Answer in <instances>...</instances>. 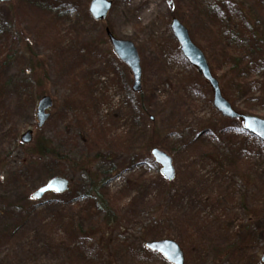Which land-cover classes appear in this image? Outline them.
I'll list each match as a JSON object with an SVG mask.
<instances>
[{
	"label": "rangeland",
	"instance_id": "rangeland-1",
	"mask_svg": "<svg viewBox=\"0 0 264 264\" xmlns=\"http://www.w3.org/2000/svg\"><path fill=\"white\" fill-rule=\"evenodd\" d=\"M90 1L0 2V264H169L144 246L165 239L184 264H264V144L220 116L170 29H187L235 111L264 120V0H108L100 22ZM227 25L252 40L237 73ZM106 29L135 46L141 92ZM36 141L70 165L29 159ZM152 148L171 157L172 181ZM53 173L68 191L34 200Z\"/></svg>",
	"mask_w": 264,
	"mask_h": 264
},
{
	"label": "water",
	"instance_id": "water-1",
	"mask_svg": "<svg viewBox=\"0 0 264 264\" xmlns=\"http://www.w3.org/2000/svg\"><path fill=\"white\" fill-rule=\"evenodd\" d=\"M13 0H0L1 3H9ZM223 1V0H220ZM112 3L108 0H91L88 5V13L95 21H102L106 18ZM170 29L174 39L179 45L180 52L188 64L196 69L202 79L209 85L212 91V106L222 118L228 120H240L242 129L264 144V120L255 116L245 115L236 112L229 102L222 96L219 83L212 75L209 65L201 50L191 41L187 29L176 19L170 22ZM113 54L129 69L132 75L131 90L134 93L141 91L142 71L139 56L132 42L116 39L108 29L105 30ZM52 100L43 96L37 102L36 122L37 127H42L49 117V109ZM32 141V132H24L20 136L22 144H29ZM151 156L160 166L159 173L166 181H172L175 177V170L170 156L157 148L151 150ZM69 182L66 178L56 176L49 179L43 186L32 193L34 200H40L48 193L63 194L68 190ZM145 248L156 252L169 264H184V255L179 245L172 240L151 241L145 243ZM264 263V254L261 258Z\"/></svg>",
	"mask_w": 264,
	"mask_h": 264
},
{
	"label": "trees",
	"instance_id": "trees-1",
	"mask_svg": "<svg viewBox=\"0 0 264 264\" xmlns=\"http://www.w3.org/2000/svg\"><path fill=\"white\" fill-rule=\"evenodd\" d=\"M219 3H221V2H219ZM220 16H224L225 20L227 18H229L228 13L217 11V17H220ZM219 31L217 30V36L220 37ZM243 33L244 32L241 30L235 31V30L230 29L229 25L226 26L225 32L222 33L225 36V38H227V40H228V44H225V47L228 49L230 59L232 60V63H233L232 67H231V71H233V73H237L236 69L238 67H244V68L249 67L252 63L251 62L252 60H249L250 56L248 57V53L246 52L248 42L252 41V40H247V38L244 39ZM251 37H252L251 39H253L254 35ZM259 64L261 67H263L261 63H259ZM38 85H39V83L37 84V86ZM220 89L222 92V87H220ZM31 151H33V155H31L30 157L28 155V158L31 159V157H34V161L36 163L43 162L46 158L51 157L52 159H54L56 161L60 160L61 163L63 162V164H69L70 165V162H67L66 156H62L61 154H59V152L54 150L50 146V142H47L45 144L43 142L36 141L35 144H33ZM84 169L85 168H83L82 170L87 171V169H85V170ZM55 175L56 174L53 173V176H51V177H54ZM98 190H99L98 184L96 185L95 182L93 181L92 187H91V194L93 193L95 197H97V196L102 197L103 194L101 192H99ZM97 191H98V193H97Z\"/></svg>",
	"mask_w": 264,
	"mask_h": 264
},
{
	"label": "bare ground",
	"instance_id": "bare-ground-1",
	"mask_svg": "<svg viewBox=\"0 0 264 264\" xmlns=\"http://www.w3.org/2000/svg\"><path fill=\"white\" fill-rule=\"evenodd\" d=\"M135 3V2H134Z\"/></svg>",
	"mask_w": 264,
	"mask_h": 264
}]
</instances>
